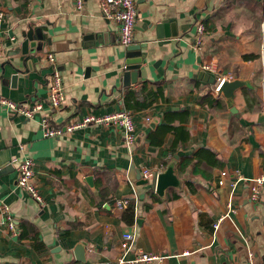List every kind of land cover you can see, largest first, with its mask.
I'll use <instances>...</instances> for the list:
<instances>
[{
	"label": "crops",
	"instance_id": "1",
	"mask_svg": "<svg viewBox=\"0 0 264 264\" xmlns=\"http://www.w3.org/2000/svg\"><path fill=\"white\" fill-rule=\"evenodd\" d=\"M99 3L84 0L77 11L74 0H0V99L41 102L55 128L122 110L135 124L132 145L102 125L47 138L41 114L26 120L0 106V202L17 227L13 235L0 221V264H112L125 233L134 236L128 260L143 252L165 257L156 264H264V185L256 203L245 180L231 188L237 173L264 175V0H135L134 45L144 47L134 53L119 43L117 25ZM162 21L172 22L176 36L159 37ZM198 24L204 35L196 45ZM30 28L44 41L40 52L24 55L22 34ZM50 54L64 89L61 106L52 109ZM140 55L139 80L125 85L126 62ZM234 79L248 85L235 91L231 114L214 88ZM143 86L148 96L136 100L145 107L126 108V94ZM175 128L188 137L168 153ZM158 133L160 142L152 143ZM203 148L217 166L192 157ZM24 158L34 162L41 204L16 185ZM168 166L180 185L159 197L156 178ZM118 200H127L124 211ZM129 209L132 222L125 220Z\"/></svg>",
	"mask_w": 264,
	"mask_h": 264
},
{
	"label": "built area",
	"instance_id": "2",
	"mask_svg": "<svg viewBox=\"0 0 264 264\" xmlns=\"http://www.w3.org/2000/svg\"><path fill=\"white\" fill-rule=\"evenodd\" d=\"M83 4L84 0H74V5L77 11H80L82 9ZM99 8L104 18L112 20L116 23L119 43L124 47H128L134 44V29L137 17L135 0H100ZM1 17L2 15L0 14V18ZM203 35L204 26L203 24H198L195 39L196 45L200 44ZM262 51L264 54V47ZM47 62L52 65L47 108H58L61 106L64 99L63 80L61 72L53 65V55L50 54L47 56ZM201 69L203 71H216L211 65L208 64H202ZM223 81L224 80L216 85V87L214 88L215 93L218 92L219 86ZM0 106H3L10 114L23 117L26 120H30L35 115L41 114L39 124L44 137L47 138H55L64 136L66 134H72L76 130L89 125H102L106 127H114L120 130L123 133L126 145H132L135 142V124L131 112L126 110L108 113L100 116L93 114L87 115L80 121L66 122L59 128H55L52 126L51 117L48 114L43 113L45 109L41 102L35 101L17 103L7 99H0ZM146 120L148 121V119ZM226 175V172H222L220 174V179L218 180L219 186L223 184V177H225ZM34 176V162L29 158H24L23 160H21L17 167L16 185L20 189L27 192L35 202L41 204L43 200L34 182ZM142 177L143 179L148 180L151 177V174L147 170H144V172H142ZM233 177L234 179L232 180L231 184L232 190L237 182L245 180V183L247 184L249 200L253 203L259 201L260 194L264 185V175L253 179H244L240 174L237 173ZM127 205V200L116 201V209L118 211H124L127 208ZM0 221L6 224L7 229L13 235H16L17 227L15 225L14 218L11 215V210L6 204L2 202H0ZM220 221L221 219L216 224H214V230L218 228ZM133 243V234H123L119 244L121 249L120 256H118V258L112 264H156L162 262L165 258L164 256L159 254L136 252L134 254V257L128 260L125 258V256L132 250Z\"/></svg>",
	"mask_w": 264,
	"mask_h": 264
},
{
	"label": "water",
	"instance_id": "3",
	"mask_svg": "<svg viewBox=\"0 0 264 264\" xmlns=\"http://www.w3.org/2000/svg\"><path fill=\"white\" fill-rule=\"evenodd\" d=\"M172 22L162 21L159 24H157L156 28L158 30L159 37L165 36L169 37L170 35L176 36V33L173 29V25H171ZM170 28L171 34H168L167 30ZM23 42H21V53L26 55L29 54V48L32 49L33 52H40L41 47L44 41V36L42 32L38 29L33 30L30 28L27 32L22 34ZM48 42V40H47ZM144 46L142 45H130L127 47V50L129 53H134L135 51L139 52L140 49H142ZM139 59L137 60H128L126 62V70L123 74V80L125 85L128 84V81H131L132 84L136 83L138 81V75H139V65L141 61L144 59V56L140 55L138 56ZM199 78L203 79L206 82L213 83L215 78L209 77L207 74H199ZM244 85H248L247 82L241 81L238 79H234L231 81H223L218 89V92L220 95L223 96L227 106L230 109L231 114L235 112V109L233 108V99H234V93L237 89L243 87ZM153 126V125H152ZM142 183H145V180L142 181ZM180 185V181L178 180L177 176L174 174V170L172 166H168L167 169L160 174H158L156 178V185H155V192L159 197H163L165 190L173 187L178 188ZM80 249V247H78Z\"/></svg>",
	"mask_w": 264,
	"mask_h": 264
},
{
	"label": "trees",
	"instance_id": "4",
	"mask_svg": "<svg viewBox=\"0 0 264 264\" xmlns=\"http://www.w3.org/2000/svg\"><path fill=\"white\" fill-rule=\"evenodd\" d=\"M140 94H143V95H144V98H145L146 96H148V92L145 90V87H144V86L142 87V89H141L139 92H128V93L126 94V97H125V105H126V108L135 111V110H139V109L145 107L144 105H143V106H138V103H139V102H138L136 99L138 98V95H140ZM208 98H210V97H205V99H208ZM131 102H132V104H130ZM208 103L211 104L212 106H216V102H213L212 99L208 100ZM159 128H160V129L162 128L161 130H167V131H169V130L171 129L170 127H165V126H160ZM175 130H176V134H175V139H176V140H175L174 143L170 146V148H169V150H168V153L171 152V150H172L173 148L177 147V145H178L180 142L185 141V140L187 139V137H188L187 133H185V134H180L181 131H178V130H181L180 128H175ZM182 130H183V129H182ZM177 131H178V133H177ZM159 135H162V134H161V133H158V134H156V135H151V136H150V140H151V142H152V143L160 142V141H156L157 138L159 137ZM204 153H207V154H210L211 156H213V154H212L209 150L203 148V149L200 150L199 152L193 154L192 157H194L198 163H201L202 161H204L206 164H208V165L211 166V167L217 166V161H216V159L214 158V156H213L214 161H213L212 163H209V162L206 160ZM187 164H188V160H184V161L180 164V166H179V170L181 171L182 169H184L185 166H187ZM187 185L191 188V184H190V183H188ZM175 198H177V194H173L172 196L168 197L167 200L169 201V200H172V199H175ZM125 214H126V218H125V220H126L127 222H132V220H133V211H132L131 209L126 210V211H125Z\"/></svg>",
	"mask_w": 264,
	"mask_h": 264
}]
</instances>
